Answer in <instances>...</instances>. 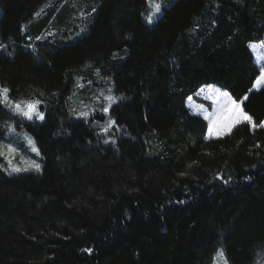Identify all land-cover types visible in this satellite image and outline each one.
Here are the masks:
<instances>
[{
  "label": "trees",
  "instance_id": "obj_1",
  "mask_svg": "<svg viewBox=\"0 0 264 264\" xmlns=\"http://www.w3.org/2000/svg\"><path fill=\"white\" fill-rule=\"evenodd\" d=\"M145 6L0 0V85L40 97L44 114L24 121L0 104V140L23 126L40 154L39 171L0 167V264H211L218 250L264 264V126L207 137L186 106L214 84L247 94L243 110L264 120L249 48L264 37V0H171L152 25ZM72 28L83 31L65 40ZM92 67L111 76L116 144L69 110Z\"/></svg>",
  "mask_w": 264,
  "mask_h": 264
},
{
  "label": "rangeland",
  "instance_id": "obj_2",
  "mask_svg": "<svg viewBox=\"0 0 264 264\" xmlns=\"http://www.w3.org/2000/svg\"><path fill=\"white\" fill-rule=\"evenodd\" d=\"M170 1L171 0H162L163 8L166 7L170 3ZM43 8L45 7H41L35 13L36 20H38L37 18L41 15L42 17L47 15V11H44V12L42 11ZM93 11L94 10L90 9L88 12H83L82 14H80L79 16L80 20L87 18V16L92 14ZM150 11L151 9L149 7L148 0H146V6L141 16H142L143 22L146 23L147 25H152L157 20V18L161 15V12H162L161 11L159 14H157L153 23H148L145 17ZM0 14H1V8H0ZM25 30L26 28H23V31ZM81 31L82 30H77L74 28L69 29L68 34H66L63 38L65 40H72L77 35L81 34ZM41 33L42 35L46 34L45 27H42ZM0 44L4 45V42L2 41L1 37H0ZM249 48L253 55L254 62L256 63L258 70L260 72V67L262 65L259 62L257 52L261 48H264V37L262 38V40L258 42L249 43ZM0 51H5V47L0 48ZM76 78L77 79L74 81V86L70 94L69 110L75 116L83 118L85 121H92L90 122L91 125H93L96 128L104 144H116L117 136L120 133V129L116 125V123L109 126V120L114 121V119L110 115V109L113 103L109 104L108 100L105 99L106 97H109V96L115 97L114 92H113V83L111 80V76L106 73H102L97 67H92L91 71H86V73H80L79 75L76 76ZM209 86H211V91H209ZM0 87H6V86L0 85ZM255 90H258V89H254L253 83H252L251 91H255ZM217 93L227 94V96L225 95L217 96ZM209 96L211 97V99L207 98ZM245 96H247V94H245L241 99H236L230 96L225 90L221 89L220 87L214 84H206L200 87L198 90H196L193 95H190L189 97H191V99H189V97L187 98L186 106L190 112L196 115H200L202 118L205 119L206 116L212 114L214 110L220 107L221 105L228 104L227 97H231L232 100L240 102ZM10 99L12 98L10 97ZM12 100L14 101L16 100H25V101L40 100L42 101L41 98L38 96H34L32 98H19V99H12ZM214 100H217L218 103L214 104L213 103ZM41 104L37 106V111L43 113V111L40 109ZM3 107L5 108L6 111L14 114L17 117L22 118L24 121H29V122L41 121V119L36 118L35 115L33 116V119L29 120L25 118L24 116L17 115L10 108L5 107L4 105ZM105 107H108L107 113L104 111ZM229 107H231L230 104H229ZM241 107H242V104H241ZM81 113H87V116H83L81 115ZM226 114H227L226 111L223 113L221 111H215V114L212 116L211 121L205 119L207 123V133H206L207 137H220L216 135L215 129L216 127L223 124L224 116ZM262 121L264 120H261L260 122ZM260 122L254 121V123H256L257 125H260ZM210 123L213 124L214 126V131L211 135H209V124ZM249 126L252 128L250 124ZM11 127L12 129H14V131H11L8 127L6 139L0 140V144L4 146L2 150L5 152L6 156L12 159L13 165H16L22 168L27 167L29 168V170L27 171H30V170L36 171L30 168L29 166L32 162H35L36 164L40 165V154H37V152L32 150V145H29L28 140L26 138V137H31V139L35 143V147L37 148V145H36V142L33 136L30 133H28L23 126H21V128H16L14 125H11ZM233 128L234 127H232L231 130ZM227 133L229 132L226 131L225 134ZM8 145H11L13 148L16 149V152L14 154L8 153L7 151ZM0 167L5 173L9 175L20 174V173L26 172V171L12 172L11 167L8 164V161L5 159L4 156H0ZM217 253L218 251L213 256L211 264H224V261L226 260L225 257L224 256L220 257L217 255Z\"/></svg>",
  "mask_w": 264,
  "mask_h": 264
},
{
  "label": "snow or ice",
  "instance_id": "obj_3",
  "mask_svg": "<svg viewBox=\"0 0 264 264\" xmlns=\"http://www.w3.org/2000/svg\"><path fill=\"white\" fill-rule=\"evenodd\" d=\"M149 7L151 9L150 12L146 15L145 19L148 23H153L157 14H159L163 9V3L162 0H148ZM95 10V9H94ZM83 31V30H82ZM37 39H40V37H37ZM4 45L0 44V48H3ZM259 62L261 63L260 72L259 75L256 77L255 81L253 82V88L259 89L264 88V48H261L257 52ZM209 91H211V86H209ZM251 91V89H250ZM10 89L7 87H0V104H3L5 107L10 108L13 112H15L17 115L24 116L25 118L31 120L33 119V116L35 115L38 119H44V114L42 112L37 111V106L42 103L40 100H12L9 96ZM219 95H225L227 94H220L217 93V96ZM211 99V97H207ZM105 99L108 100L109 104H112L116 101L117 98L109 96ZM191 99V97H189ZM228 104L221 105L217 109L214 110V112L208 116L205 117V119L211 121L212 116L215 114V111H221L222 113L226 111V115L224 116L223 124L216 127L215 132L218 136H223L226 131L230 132L231 128L235 125L246 122L252 126L253 129H255L258 126H264V121L260 122V125H257L254 123L253 118L246 113L243 108L241 107V104L243 103V100L247 99V96H245L240 102H237L235 100H232L231 97H227ZM214 104H217L218 101L214 100ZM229 104L231 107H229ZM202 107V106H201ZM104 111L108 112V107L104 108ZM83 116H87V113H81ZM219 120V118H218ZM115 124V121L109 120V126ZM11 131H14L12 129L11 125L8 126ZM214 131L213 124H209V135H211ZM28 140L29 145H32V150L37 152L39 154L38 149L35 147L34 141L31 139V137H26ZM107 142V141H106ZM3 145L0 144V156H4L5 159L8 161L9 166L11 167L12 172H21V171H27L29 168L25 167H19L16 165H13L12 159L5 155V152L2 150ZM8 153L14 154L16 152V149L13 148L11 145L7 146ZM33 170L39 171L40 165L36 164L35 162H32L29 166ZM87 251H91V249H87ZM218 256L223 257L224 252L223 250H218L217 253ZM224 264H228L227 260L224 261Z\"/></svg>",
  "mask_w": 264,
  "mask_h": 264
}]
</instances>
